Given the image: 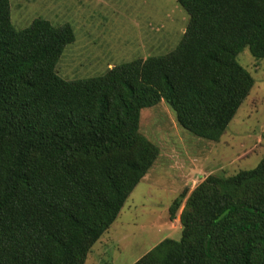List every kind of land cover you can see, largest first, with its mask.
Returning <instances> with one entry per match:
<instances>
[{
	"label": "trees",
	"instance_id": "16d2710c",
	"mask_svg": "<svg viewBox=\"0 0 264 264\" xmlns=\"http://www.w3.org/2000/svg\"><path fill=\"white\" fill-rule=\"evenodd\" d=\"M189 14L171 52L68 80L70 24L24 29L0 0V264H84L161 153L142 110L165 101L178 124L218 141L255 85L238 55L264 58V0H178ZM264 139V136H263ZM181 238L133 264H264V157L209 174L169 207Z\"/></svg>",
	"mask_w": 264,
	"mask_h": 264
},
{
	"label": "rangeland",
	"instance_id": "374dc122",
	"mask_svg": "<svg viewBox=\"0 0 264 264\" xmlns=\"http://www.w3.org/2000/svg\"><path fill=\"white\" fill-rule=\"evenodd\" d=\"M17 29L36 18L70 24L75 39L57 64L75 80L105 74L113 66L163 55L181 42L189 23L178 0H10ZM255 85L218 141L180 126L162 101L142 110V131L161 148L131 193L118 218L92 247L84 264H133L165 238H181L179 215L169 207L184 189L193 190L209 174L230 175L254 168L264 157V58L249 48L238 55Z\"/></svg>",
	"mask_w": 264,
	"mask_h": 264
},
{
	"label": "crops",
	"instance_id": "0c3cea01",
	"mask_svg": "<svg viewBox=\"0 0 264 264\" xmlns=\"http://www.w3.org/2000/svg\"><path fill=\"white\" fill-rule=\"evenodd\" d=\"M144 178H145V177H144ZM145 179H148V176H147ZM145 179H143V181H145Z\"/></svg>",
	"mask_w": 264,
	"mask_h": 264
}]
</instances>
